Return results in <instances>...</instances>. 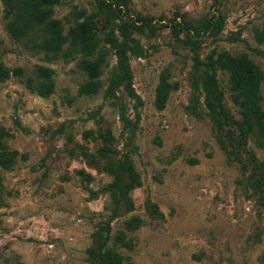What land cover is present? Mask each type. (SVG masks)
<instances>
[{
    "label": "rangeland",
    "instance_id": "1",
    "mask_svg": "<svg viewBox=\"0 0 264 264\" xmlns=\"http://www.w3.org/2000/svg\"><path fill=\"white\" fill-rule=\"evenodd\" d=\"M52 18L65 36L84 25L99 87L79 93L87 78L69 38L51 58L15 42L0 0V63L23 72L0 85L1 147L17 153L12 168L0 170V264H88L92 235L113 207L109 169L124 154L141 185L103 237L119 264H264V186L254 189L251 169L219 147L208 86L233 123L245 109L233 102L230 72L204 66L221 54L249 60L262 75L264 113V0H61ZM122 25L144 51L142 58L128 53L139 104L122 88L114 90L118 99L106 95L117 72L111 40L121 42ZM39 66L53 84L45 97L24 81H37ZM120 103L137 121L133 135L123 130ZM227 130L237 133L234 124ZM246 146L264 169V129L255 125Z\"/></svg>",
    "mask_w": 264,
    "mask_h": 264
},
{
    "label": "trees",
    "instance_id": "2",
    "mask_svg": "<svg viewBox=\"0 0 264 264\" xmlns=\"http://www.w3.org/2000/svg\"><path fill=\"white\" fill-rule=\"evenodd\" d=\"M60 1L1 0L4 7V17L7 20L6 31L15 42L34 53L43 54L47 58L56 55L69 38V45L80 53L79 65L87 78L86 84L80 87L79 93L90 94L99 87L100 64L95 59H91L94 45L91 43V38L83 24H78L69 30L67 36L63 34L59 21L52 18L53 6ZM180 31V29L173 30L176 38L179 37ZM259 35L264 39V29ZM120 36L122 39L120 43L115 39L111 40L116 49L117 72L110 80L106 95L118 99L114 90L122 88L129 98L139 104L140 100L132 88L128 53L142 58L144 51L139 42L132 37L127 25H122L120 28ZM186 43L192 50L197 47V42L191 36L186 38ZM217 64L222 65L230 72L234 92L233 102L243 107L245 111L243 112V121L233 123L220 99L214 95L210 85L208 86V96H206L207 116L213 129L217 131L216 140L222 151L231 159L243 161L245 166H248L254 174L253 188L262 189L264 186L263 165L246 146V135L254 131L255 125L264 129V113L260 109L259 98L257 97L262 75L249 60L241 57L234 58L229 54H221L215 60L210 58L204 66L214 72ZM37 73L39 78L37 81L31 77H25L26 86L39 96H48L53 91L50 71L39 66ZM12 76L23 78V72L20 68L9 70L3 63H0V85ZM210 79L212 78H208V81ZM164 91L165 85L162 82L158 86L157 103L163 102L162 94ZM118 106L123 130L133 135L137 121H132L126 116L125 108L121 103ZM232 124L236 125V134L231 130L223 132L225 126ZM2 137L3 132L0 130V170H9L15 163L17 153L15 151L9 152L1 147ZM109 173L112 176V182L108 191L113 207L110 209L107 221L100 223L92 235V244L87 249L88 264H119L121 262V256L112 247L106 246V240H103V237L105 233L110 231V222L117 218L121 210L130 203L129 193L141 185L140 177L128 154H124L109 169ZM79 174L83 175V172H79ZM149 209L155 218L162 217L155 205H150Z\"/></svg>",
    "mask_w": 264,
    "mask_h": 264
}]
</instances>
